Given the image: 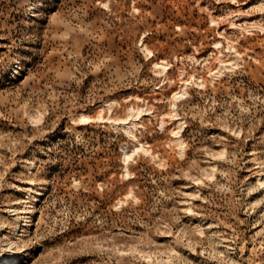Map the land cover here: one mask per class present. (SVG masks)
Instances as JSON below:
<instances>
[{
  "label": "rangeland",
  "instance_id": "1",
  "mask_svg": "<svg viewBox=\"0 0 264 264\" xmlns=\"http://www.w3.org/2000/svg\"><path fill=\"white\" fill-rule=\"evenodd\" d=\"M0 264H264V0H0Z\"/></svg>",
  "mask_w": 264,
  "mask_h": 264
},
{
  "label": "bare ground",
  "instance_id": "2",
  "mask_svg": "<svg viewBox=\"0 0 264 264\" xmlns=\"http://www.w3.org/2000/svg\"><path fill=\"white\" fill-rule=\"evenodd\" d=\"M166 72V71H165ZM99 114V113H98Z\"/></svg>",
  "mask_w": 264,
  "mask_h": 264
}]
</instances>
